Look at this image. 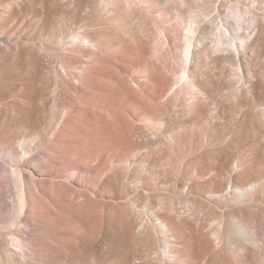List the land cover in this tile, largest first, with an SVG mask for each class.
<instances>
[{
  "label": "bare ground",
  "instance_id": "bare-ground-1",
  "mask_svg": "<svg viewBox=\"0 0 264 264\" xmlns=\"http://www.w3.org/2000/svg\"><path fill=\"white\" fill-rule=\"evenodd\" d=\"M0 264H264V0H0Z\"/></svg>",
  "mask_w": 264,
  "mask_h": 264
},
{
  "label": "rangeland",
  "instance_id": "rangeland-1",
  "mask_svg": "<svg viewBox=\"0 0 264 264\" xmlns=\"http://www.w3.org/2000/svg\"><path fill=\"white\" fill-rule=\"evenodd\" d=\"M227 14L230 16V18L232 20H234L236 22V24L240 27V28H248L251 27L253 24V20L249 19L250 15L248 10L246 9H242L239 11V9L237 7H227ZM203 19H208L207 16H203ZM242 25V26H241ZM217 35H219V37H217ZM211 37L213 38H219V40L223 41V43L220 45L221 48H233L232 44H231V39L227 34H222L220 35V31L218 30H214L213 34L211 35ZM37 155H36V159H37Z\"/></svg>",
  "mask_w": 264,
  "mask_h": 264
}]
</instances>
